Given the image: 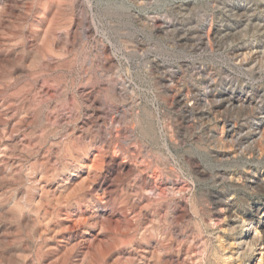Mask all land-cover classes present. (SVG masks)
Returning a JSON list of instances; mask_svg holds the SVG:
<instances>
[{"label": "rangeland", "instance_id": "1", "mask_svg": "<svg viewBox=\"0 0 264 264\" xmlns=\"http://www.w3.org/2000/svg\"><path fill=\"white\" fill-rule=\"evenodd\" d=\"M0 4V264H264V0Z\"/></svg>", "mask_w": 264, "mask_h": 264}, {"label": "bare ground", "instance_id": "2", "mask_svg": "<svg viewBox=\"0 0 264 264\" xmlns=\"http://www.w3.org/2000/svg\"><path fill=\"white\" fill-rule=\"evenodd\" d=\"M49 2V1H48ZM47 2V3H48ZM40 3V2H39ZM1 5V4H0ZM51 6V5H50ZM45 10V9H44ZM43 10V11H44ZM46 18V17H45ZM45 18H44V20H45ZM43 19V18H42ZM46 22V21H45ZM51 22V21H50ZM51 25V24H50ZM88 26V25H87ZM42 29V28H41ZM42 31V30H41ZM41 33V32H40ZM215 37V36H214ZM38 38V37H37ZM214 39V38H213ZM2 42L3 43H7L8 41H7V39H4V40H2ZM38 41L36 40V42H33L32 43V46L34 47V48H36L37 46H38V44H39V42L37 43ZM27 49V48H26ZM252 52V51H251ZM250 53V51L249 52H247V51H244V52H239L238 54H240V55H242V59L244 60V61H248V59H249V56L250 55H248ZM248 55V56H247ZM54 58V57H53ZM50 60H52V57H50ZM43 61V60H42ZM46 61V60H45ZM53 65V64H52ZM48 67V66H47ZM92 86V85H91ZM90 86V87H91ZM46 89V88H45ZM42 91V90H41ZM94 90H93V88L91 87V88H89L88 89V91H85V96H86V98L89 100V101H91L92 103L94 102V99H92L91 98V94H92V92H93ZM41 94V93H40ZM39 96V95H38ZM36 100V99H35ZM228 100H229V98H228ZM232 100V99H231ZM229 102V101H228ZM3 103H4V100L3 99H1L0 100V105L2 106L3 105ZM230 104V103H229ZM230 107V106H229ZM98 112V111H97ZM97 115V114H96ZM64 116V115H63ZM98 116V115H97ZM62 119V118H61ZM64 120H65V118H64ZM97 124V123H96ZM95 124V125H96ZM90 125V124H89ZM82 127V126H81ZM100 127V126H99ZM242 130V129H241ZM9 131L10 132H12L13 131V128L11 127L10 129H9ZM97 132H99V131H97ZM98 135H99V133H97ZM103 134V133H102ZM102 138V137H101ZM6 139V138H5ZM100 139V138H99ZM239 145V144H238ZM254 149V148H253ZM59 156V155H58ZM37 157V156H36ZM90 165V164H89ZM43 167V166H42ZM89 167V166H88ZM90 167H91V165H90ZM11 168V167H10ZM92 168V167H91ZM42 169V168H41ZM88 169V168H87ZM44 170H45V168H44ZM38 171H40V170H38ZM48 171V170H47ZM46 172V171H45ZM88 172V171H87ZM91 172V171H90ZM8 173H11L10 172V170H8V168H6V169H2V168H0V175H1V177L2 178H7V176L9 175ZM222 176V175H221ZM29 177V176H28ZM260 179V178H259ZM34 180H36L35 179V177H34ZM32 181V180H31ZM37 181V180H36ZM43 181V180H42ZM30 182V181H29ZM35 183V182H34ZM40 185H43V184H41L40 183ZM42 187V186H41ZM158 187V189H160V193H161V195L162 196H164L165 195V192H166V188L163 186V185H159V186H157ZM39 188V187H38ZM152 188H154L153 186H152V184L150 183V181H148V180H144L143 181V185H142V187H141V190L143 191V192H147V191H150V189H152ZM44 189V188H43ZM42 189V190H43ZM2 190V189H1ZM36 190V189H35ZM70 195V194H69ZM15 196H16V194H15ZM71 196V195H70ZM102 196V195H101ZM24 198V197H23ZM80 198V197H79ZM100 198V197H99ZM23 200V199H22ZM74 201V200H73ZM24 202V201H23ZM71 202V201H70ZM26 204V203H25ZM27 205V204H26ZM31 207V206H30ZM183 207L184 206H182V205H180V210H181V212H183ZM227 207V206H226ZM27 211V210H26ZM41 212V211H40ZM67 212V211H66ZM31 214V213H30ZM30 214H29V216H30ZM26 215V214H25ZM38 215V214H37ZM78 215V214H77ZM166 215L167 214H165L164 215V219L166 220ZM40 215H38V217H39ZM45 216V215H44ZM66 218L68 217V219H67V221H70V223L71 222H74V221H71L72 220V212H68V214H67V216H65ZM79 217H80V220H82L83 218H82V216L81 215H79ZM78 217V218H79ZM74 218V217H73ZM85 219V218H84ZM76 220V219H75ZM25 221V220H24ZM79 221V220H78ZM77 221V222H78ZM82 224V223H81ZM65 228H67V229H69L70 228V224H67L66 225V227ZM71 229V228H70ZM182 239H179V240H177L176 241V248H184V257H188V256H190L193 252V250L192 249H190V248H194V243H195V240L194 239H191V241L189 242L187 239L185 240L183 237H181ZM253 241H255V240H253ZM250 243V242H249ZM198 248H200L199 246H198ZM180 249V250H181ZM82 254V253H81ZM183 259V258H182ZM186 260H187V258H186ZM184 261V260H183ZM182 263V262H181ZM182 264H185V262H183Z\"/></svg>", "mask_w": 264, "mask_h": 264}]
</instances>
